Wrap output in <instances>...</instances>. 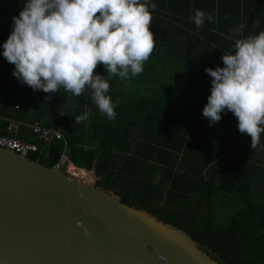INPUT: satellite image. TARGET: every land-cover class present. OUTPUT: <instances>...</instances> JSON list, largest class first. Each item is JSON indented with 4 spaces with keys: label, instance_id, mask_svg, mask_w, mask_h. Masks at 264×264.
I'll list each match as a JSON object with an SVG mask.
<instances>
[{
    "label": "trees",
    "instance_id": "obj_1",
    "mask_svg": "<svg viewBox=\"0 0 264 264\" xmlns=\"http://www.w3.org/2000/svg\"><path fill=\"white\" fill-rule=\"evenodd\" d=\"M24 2L0 0V46ZM152 2L155 47L144 71L109 81L115 119L98 110L90 92L33 91L13 76L14 65L2 55L0 114L61 132L63 139L44 144L21 131L22 140L38 145L32 160L51 167L64 153L95 172L96 186L186 231L220 264H264V134L251 149L250 136L239 132L230 111L211 125L202 115L211 85L205 68L223 66L240 24L241 36L264 30V0ZM197 9L215 22L205 19L197 29L190 19ZM94 73L104 75L103 65ZM85 111L89 119L76 123Z\"/></svg>",
    "mask_w": 264,
    "mask_h": 264
},
{
    "label": "clouds",
    "instance_id": "obj_2",
    "mask_svg": "<svg viewBox=\"0 0 264 264\" xmlns=\"http://www.w3.org/2000/svg\"><path fill=\"white\" fill-rule=\"evenodd\" d=\"M12 17L11 31L2 55L14 65L13 76L33 91L51 94L90 92L92 102L109 120L116 105L109 95L113 77L128 80L144 71L155 47L152 0H25ZM190 19L197 29L215 17L197 9ZM255 26V25H254ZM244 24L232 30L233 49L223 54V66L206 67L211 77L210 94L202 115L209 125L230 111L240 133L251 138L250 148L264 134V30L241 36ZM102 64L105 74L94 73ZM85 111L75 122L87 121Z\"/></svg>",
    "mask_w": 264,
    "mask_h": 264
},
{
    "label": "water",
    "instance_id": "obj_3",
    "mask_svg": "<svg viewBox=\"0 0 264 264\" xmlns=\"http://www.w3.org/2000/svg\"><path fill=\"white\" fill-rule=\"evenodd\" d=\"M0 264H220L112 190L0 148Z\"/></svg>",
    "mask_w": 264,
    "mask_h": 264
},
{
    "label": "built area",
    "instance_id": "obj_4",
    "mask_svg": "<svg viewBox=\"0 0 264 264\" xmlns=\"http://www.w3.org/2000/svg\"><path fill=\"white\" fill-rule=\"evenodd\" d=\"M16 108L18 107L16 106ZM20 126H25L35 138L41 140L44 144L49 143L53 139H63L61 132L56 128L44 127L38 123L20 121L0 114V148L13 151L24 157L38 151L39 148L36 143L24 141L19 137ZM54 167L79 181L86 183H94L96 181L94 171L76 166L64 153Z\"/></svg>",
    "mask_w": 264,
    "mask_h": 264
},
{
    "label": "rangeland",
    "instance_id": "obj_5",
    "mask_svg": "<svg viewBox=\"0 0 264 264\" xmlns=\"http://www.w3.org/2000/svg\"><path fill=\"white\" fill-rule=\"evenodd\" d=\"M97 132H96V138H97V145H98V147H99V149L101 150V149H103V142H102V140H101V130H96ZM100 132V133H99Z\"/></svg>",
    "mask_w": 264,
    "mask_h": 264
},
{
    "label": "crops",
    "instance_id": "obj_6",
    "mask_svg": "<svg viewBox=\"0 0 264 264\" xmlns=\"http://www.w3.org/2000/svg\"><path fill=\"white\" fill-rule=\"evenodd\" d=\"M21 131H23L24 133L23 134H27V133H30L31 134V132L29 131V129H27L25 126H20L19 127V137H20V135H21V137H23L24 135L21 133ZM20 137V138H21ZM22 139V138H21Z\"/></svg>",
    "mask_w": 264,
    "mask_h": 264
}]
</instances>
